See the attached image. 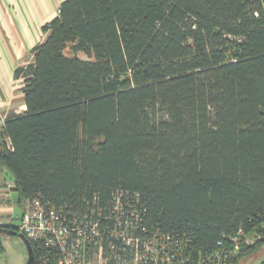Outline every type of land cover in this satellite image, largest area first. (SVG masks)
<instances>
[{
	"label": "trees",
	"instance_id": "trees-1",
	"mask_svg": "<svg viewBox=\"0 0 264 264\" xmlns=\"http://www.w3.org/2000/svg\"><path fill=\"white\" fill-rule=\"evenodd\" d=\"M41 30L14 69L25 109L0 117L21 213L38 196L104 217L121 192L194 261L264 243V0H62Z\"/></svg>",
	"mask_w": 264,
	"mask_h": 264
},
{
	"label": "built area",
	"instance_id": "built-area-1",
	"mask_svg": "<svg viewBox=\"0 0 264 264\" xmlns=\"http://www.w3.org/2000/svg\"><path fill=\"white\" fill-rule=\"evenodd\" d=\"M121 196L113 194L104 217L95 208L64 213L33 196L23 205L18 230L29 241H41L51 252L52 264H208L201 257L194 261L182 239L140 227L136 206ZM49 259L39 256L40 263Z\"/></svg>",
	"mask_w": 264,
	"mask_h": 264
},
{
	"label": "crops",
	"instance_id": "crops-1",
	"mask_svg": "<svg viewBox=\"0 0 264 264\" xmlns=\"http://www.w3.org/2000/svg\"><path fill=\"white\" fill-rule=\"evenodd\" d=\"M61 2L0 0V117L25 109L21 91L23 81L21 77L14 76V69L32 62L31 49L45 37L41 26L58 14ZM9 190L14 191L12 180L5 177V170L0 167V197L7 194L10 197ZM1 203L0 223L11 222L7 220L8 214L3 211L4 204Z\"/></svg>",
	"mask_w": 264,
	"mask_h": 264
},
{
	"label": "rangeland",
	"instance_id": "rangeland-1",
	"mask_svg": "<svg viewBox=\"0 0 264 264\" xmlns=\"http://www.w3.org/2000/svg\"><path fill=\"white\" fill-rule=\"evenodd\" d=\"M7 196L9 197V194L5 195L4 198L0 197L1 204H4L3 211L8 214L7 220H10L17 227L21 207L14 201L16 198L14 191L10 192L9 199L11 201L7 199ZM0 244V264H26L27 251L18 236L0 233ZM237 264H264V243L257 249L243 254Z\"/></svg>",
	"mask_w": 264,
	"mask_h": 264
},
{
	"label": "water",
	"instance_id": "water-1",
	"mask_svg": "<svg viewBox=\"0 0 264 264\" xmlns=\"http://www.w3.org/2000/svg\"><path fill=\"white\" fill-rule=\"evenodd\" d=\"M6 230L3 228H0V232H5ZM11 233H16L15 231H12ZM16 235L22 240V242L25 245L26 251H27V262L26 264H32L34 260V252L32 249L31 242L20 232L16 233Z\"/></svg>",
	"mask_w": 264,
	"mask_h": 264
}]
</instances>
